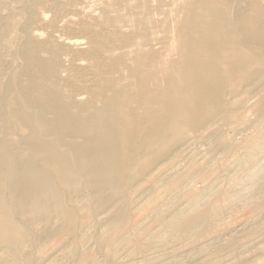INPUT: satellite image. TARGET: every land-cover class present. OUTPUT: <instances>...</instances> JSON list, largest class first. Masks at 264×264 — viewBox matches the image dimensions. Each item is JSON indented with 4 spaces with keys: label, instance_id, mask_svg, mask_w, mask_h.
<instances>
[{
    "label": "rangeland",
    "instance_id": "rangeland-1",
    "mask_svg": "<svg viewBox=\"0 0 264 264\" xmlns=\"http://www.w3.org/2000/svg\"><path fill=\"white\" fill-rule=\"evenodd\" d=\"M161 1L0 0V103L6 98L14 108L13 99L19 96V90L26 92L24 84L28 86L33 82L30 75L37 67L55 70L58 83L65 90L69 87L68 91L71 92L88 86L89 89L97 90L93 83L94 76L90 77L95 72L122 86L130 84L129 89L136 90L134 84L138 81V75L133 76L129 71L136 67L135 63L139 64L136 69L141 72L148 67L146 58L140 64L138 51H150L161 64L164 61L178 60L180 56L172 47L175 37L172 28L184 16V12L180 11L182 6L187 4L190 10L194 2L200 0ZM242 1L244 0H227V6L223 7L230 14L231 9ZM232 15L234 14H230V20L222 22L223 28H236L232 21L235 15ZM165 26L170 28L168 32H165ZM145 33L149 44L140 38ZM241 39H247L249 44L253 43V38L245 36ZM100 43L103 45L100 46ZM58 45H62L61 49ZM30 50L34 54L38 52L36 59L40 58L42 64L32 62L28 55ZM219 57L224 62V54ZM257 68L258 66L254 67L255 70ZM219 76L231 80L226 68ZM150 79V87L164 86L166 82L157 75H152ZM263 82L264 75L255 80L236 78L229 81L220 89L219 99V104L226 112L220 116L219 113L204 127L192 131L182 129L174 146L166 144L169 139L163 141L157 137L154 147L150 146L148 156L131 151L126 155L124 150H119L117 154L121 157L116 161L117 165L128 176L124 180L118 178L116 182L117 189L119 186L123 187L121 192L112 193V189L107 187L103 191L102 200L80 183L73 184L68 202L73 218L69 223H62L60 217L63 209L60 208L56 212V218L48 226L55 232L54 237H45L38 246L33 242L36 230L28 226V255L22 264H264ZM83 101V98H79V102ZM132 161L134 164H131ZM176 182L180 184L178 187ZM60 191L64 193V188L60 187ZM172 191L174 194L170 193ZM192 209L196 214L192 213ZM119 210L125 213V218L116 226L115 216ZM175 221L178 224L176 226L173 224ZM180 228L183 232L178 234L177 230Z\"/></svg>",
    "mask_w": 264,
    "mask_h": 264
},
{
    "label": "bare ground",
    "instance_id": "bare-ground-1",
    "mask_svg": "<svg viewBox=\"0 0 264 264\" xmlns=\"http://www.w3.org/2000/svg\"><path fill=\"white\" fill-rule=\"evenodd\" d=\"M226 2L227 0L195 1L193 8L190 10L187 8V4L182 6L180 11L184 12V16L177 20L172 28L175 32L172 45L173 51L176 54L178 53L180 58L173 61H164L161 64L158 63L154 54L150 51H138V57L141 58H138L139 62L146 58L148 67L141 72L140 69H136L139 64L135 63L136 67L129 71L133 76L138 75V81L134 84V87H137L136 90L134 88L131 91L132 89H129L131 88L130 84H128L129 86H122L119 82L110 80L109 77L106 79L100 73L95 72V75H89L90 77L94 76L93 83H95L97 90L89 89L88 86L71 92L68 91L69 87L65 90L61 86L62 84L58 83L55 70L37 67L34 68L36 70L33 69L32 75H30L33 82L29 83L28 86L24 84L26 92L19 90V96L13 99L14 108L6 98L1 97L3 99L0 103V256H3L0 258V264H22V261L26 259L28 255V253L26 255V248L28 247L26 229L29 228L28 226L36 230L37 235L35 234L36 237H34L33 242L38 246L45 237H52L55 234L48 226L54 221L57 216L56 212L60 208L63 209V214L61 213L62 216L60 217L62 223H67L73 218V212L68 209L70 190L73 184L80 183L97 194L98 198L102 200L104 199L102 198L103 191L107 187L112 189V193L121 192L123 187L120 188L119 186L118 190L115 186L116 182L118 178L124 180L128 176L117 165L116 161L121 157L117 154L119 150H124L126 155H129L131 151L135 154L148 156L150 155V146H153L157 137H160L163 141L169 139L166 144L170 147L176 145L178 142L177 135L182 132V129L187 128L192 131L204 127L219 113L220 116L223 112H226V109L224 110L219 104L220 89L225 84L236 78L255 80L263 77L264 0H244L231 9L230 14L235 15H232L234 16L232 21L235 22L236 26L232 29L222 27V22L230 20L229 10L223 7L227 6ZM203 18L206 19L202 20ZM149 23L151 24V22ZM164 29L165 32H168L170 28L165 26ZM113 30L116 31V29ZM106 31L109 33L108 30ZM100 36H103V34ZM245 36L253 38V43L249 44L246 41L247 39H241ZM140 38L143 42L146 40L145 43L149 44L146 33L141 35ZM101 45L103 44L100 43ZM89 48L91 49L92 45ZM37 53L34 54L31 51L28 55L32 62L42 64L40 58L36 59ZM220 54H224V62L223 60L220 61ZM150 59L152 60L150 61ZM95 60H97V57ZM116 60L118 61V58ZM257 66L258 68L255 70L254 67ZM106 67L109 68L110 66ZM225 68L230 72L231 80H225L219 76ZM152 75L164 78L166 81L164 86L150 87V77ZM88 79L90 80L87 77ZM50 83L52 84L50 85ZM79 91L81 93L78 94ZM225 96L227 97V95ZM79 98H83L84 101L79 102ZM231 99L233 100V98ZM14 101H16V104H14ZM252 146L254 147V144ZM131 164H134V161ZM253 169L255 168L253 167ZM190 173H193V171ZM190 173H187V175ZM189 177L191 178V176ZM186 180L185 182H187ZM178 185L180 184H177V187ZM60 187L64 188V193L60 191ZM179 190L181 189L179 188ZM127 200L129 201V199ZM124 218L125 213L119 210L115 216V225L117 226L123 222ZM173 224L178 225L176 221ZM65 227L67 228L66 225ZM182 232L181 228L177 230L178 234ZM79 243L78 245H80ZM11 257L13 258L11 259Z\"/></svg>",
    "mask_w": 264,
    "mask_h": 264
}]
</instances>
